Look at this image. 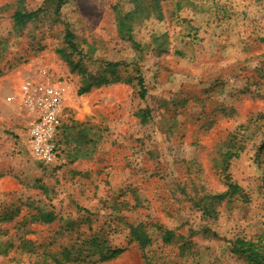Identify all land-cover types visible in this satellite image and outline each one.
I'll use <instances>...</instances> for the list:
<instances>
[{
	"label": "rangeland",
	"instance_id": "obj_1",
	"mask_svg": "<svg viewBox=\"0 0 264 264\" xmlns=\"http://www.w3.org/2000/svg\"><path fill=\"white\" fill-rule=\"evenodd\" d=\"M26 81L66 89L52 163ZM263 231L264 0H0V264H248Z\"/></svg>",
	"mask_w": 264,
	"mask_h": 264
},
{
	"label": "built area",
	"instance_id": "obj_2",
	"mask_svg": "<svg viewBox=\"0 0 264 264\" xmlns=\"http://www.w3.org/2000/svg\"><path fill=\"white\" fill-rule=\"evenodd\" d=\"M66 98L63 86L46 82H25L23 104L34 116L29 130L31 150L45 163H52L57 155L54 140Z\"/></svg>",
	"mask_w": 264,
	"mask_h": 264
},
{
	"label": "trees",
	"instance_id": "obj_3",
	"mask_svg": "<svg viewBox=\"0 0 264 264\" xmlns=\"http://www.w3.org/2000/svg\"><path fill=\"white\" fill-rule=\"evenodd\" d=\"M38 11L34 12H24L22 10H16L13 19L15 26L18 28L23 27L28 21L33 19L37 14ZM67 40L70 44V47L72 50H76V45L72 42L74 39V34L70 31L67 32ZM111 69H115L118 67V64L116 63H109L107 65ZM138 84L140 85V91L139 95L140 97H144L146 94V90L143 87L142 80L139 79ZM88 88L81 90L80 92H86ZM141 118L143 121H146L150 118L148 111H142ZM238 152L233 153L229 155V157H237ZM227 167L224 169V178L226 180V184L228 186V191H235L237 186L232 182L231 177L229 174L226 173ZM173 236L172 231H166L164 235V241L168 242L170 238ZM141 240V238H139ZM141 242H143L141 240ZM145 242H143L144 244ZM87 245V243H86ZM89 249H75V245L65 248L61 253V259H55L54 264H67L71 262H86L88 258L90 257V253L88 251ZM231 251L233 254L238 255L240 258H243L248 264H264V231L260 233L256 238L254 239H247V238H236L231 246ZM85 253V254H84ZM122 253L121 249L114 250L111 253H108V255H101V260H106L113 258L119 254Z\"/></svg>",
	"mask_w": 264,
	"mask_h": 264
}]
</instances>
